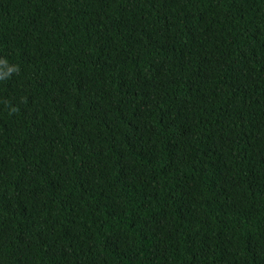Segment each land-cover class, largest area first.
<instances>
[{
	"label": "trees",
	"instance_id": "1",
	"mask_svg": "<svg viewBox=\"0 0 264 264\" xmlns=\"http://www.w3.org/2000/svg\"><path fill=\"white\" fill-rule=\"evenodd\" d=\"M0 264H264V0H0Z\"/></svg>",
	"mask_w": 264,
	"mask_h": 264
}]
</instances>
